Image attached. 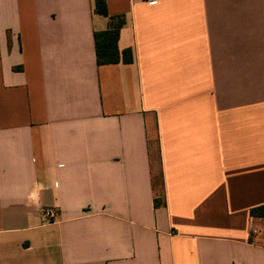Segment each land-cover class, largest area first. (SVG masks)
<instances>
[{
    "label": "crops",
    "instance_id": "1",
    "mask_svg": "<svg viewBox=\"0 0 264 264\" xmlns=\"http://www.w3.org/2000/svg\"><path fill=\"white\" fill-rule=\"evenodd\" d=\"M106 4L0 0V264H264V0Z\"/></svg>",
    "mask_w": 264,
    "mask_h": 264
},
{
    "label": "trees",
    "instance_id": "2",
    "mask_svg": "<svg viewBox=\"0 0 264 264\" xmlns=\"http://www.w3.org/2000/svg\"><path fill=\"white\" fill-rule=\"evenodd\" d=\"M97 12L107 15V4L106 0H96ZM125 22L123 15L110 16V27L106 31L96 32V43H97V57L99 63H109L119 60V49H118V37L120 29ZM124 54H129L132 59L131 49L124 50ZM253 215L264 216V204L254 207L251 210Z\"/></svg>",
    "mask_w": 264,
    "mask_h": 264
},
{
    "label": "built area",
    "instance_id": "3",
    "mask_svg": "<svg viewBox=\"0 0 264 264\" xmlns=\"http://www.w3.org/2000/svg\"><path fill=\"white\" fill-rule=\"evenodd\" d=\"M160 0H145V2H147L148 4H156L158 3ZM43 214L47 219H53L57 212L55 207L53 206H47L43 209Z\"/></svg>",
    "mask_w": 264,
    "mask_h": 264
}]
</instances>
